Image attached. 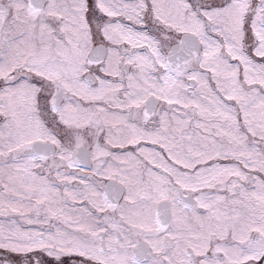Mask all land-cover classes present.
Returning <instances> with one entry per match:
<instances>
[{
  "label": "snow or ice",
  "instance_id": "obj_1",
  "mask_svg": "<svg viewBox=\"0 0 264 264\" xmlns=\"http://www.w3.org/2000/svg\"><path fill=\"white\" fill-rule=\"evenodd\" d=\"M0 264H264V0H0Z\"/></svg>",
  "mask_w": 264,
  "mask_h": 264
}]
</instances>
